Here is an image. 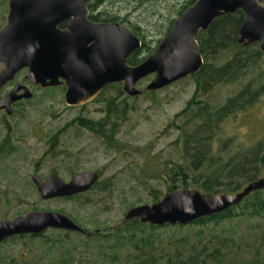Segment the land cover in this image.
Wrapping results in <instances>:
<instances>
[{"label":"rangeland","instance_id":"374dc122","mask_svg":"<svg viewBox=\"0 0 264 264\" xmlns=\"http://www.w3.org/2000/svg\"><path fill=\"white\" fill-rule=\"evenodd\" d=\"M183 2L153 0L139 4L136 0H120L122 10L118 13L129 15L133 22L139 21L137 24L142 29L140 34L146 42L142 55H148L150 49L153 51L168 34ZM7 14V0H0V27L5 23ZM255 45L259 46L258 43ZM259 61L237 81L220 82L205 94H199L198 98L206 99L215 106L221 105L241 88L243 82L256 77L264 69V59ZM153 77L150 75L138 83L137 86L143 90L140 95L129 96L124 90L120 93L117 86L106 87L84 107L68 106L63 90L52 89L48 95L39 94L34 103L28 104L29 109L25 114L9 118L15 125L12 133L0 125V144L11 134L15 146L10 154H0V221L30 210L63 212L92 233V236L70 234V241L79 236L88 242L85 249L81 250L82 264H120L122 258L115 263L109 256L113 250L107 242H104L103 247L102 241H107L106 234L114 233L117 227L125 225L124 216L130 208L157 202L156 199L163 198L175 183L177 189H184V177L177 174L178 165L185 164L180 148L183 132L177 126L182 119L175 117L196 92V81L188 76L160 90H146V85ZM122 101L130 109L120 115L123 121L118 135V147L107 145L102 137L79 126L61 130L67 122L76 121L78 116L96 120L109 116L113 121L116 115L112 109L115 103H119V110L122 111ZM173 121L175 124H172ZM57 131L61 132L60 144L55 151L49 152V139ZM259 142L264 143V97L247 110L224 119L216 130L213 147L215 152L222 150V153L217 154L227 156V153L250 149ZM53 169L65 179H69L72 169L97 170L102 175L99 185L87 193L45 200L32 182V175L39 174L45 178ZM209 171L210 168L190 170L189 188H196L195 176L205 175ZM248 183H244L241 189ZM222 226L236 229L240 236L241 244L232 256L234 264H264V217L240 219L234 225L226 222L215 228L222 229ZM196 227L174 224L157 231L162 235V243H166L194 232ZM63 231L49 229L46 236H62ZM98 234L101 235L99 240L103 238L102 243L94 240L93 235ZM256 234L258 236L254 239L247 237ZM47 237L17 239L15 244L7 240L1 250L19 253L30 251L35 254L40 243ZM32 240L26 245V242ZM258 250L261 252L260 257H257ZM35 257L38 255H32V258Z\"/></svg>","mask_w":264,"mask_h":264},{"label":"water","instance_id":"95a60500","mask_svg":"<svg viewBox=\"0 0 264 264\" xmlns=\"http://www.w3.org/2000/svg\"><path fill=\"white\" fill-rule=\"evenodd\" d=\"M92 0H8V14L0 27V89L22 69L43 86H67L66 102L80 105L94 99L111 83L122 82L130 96L142 94L137 84L154 75L146 90L155 91L197 73L204 65L198 36L220 16L245 12L238 44L258 43L264 53V0H196L177 18L155 50L136 65L128 58L143 46L140 37L119 22H95L89 18ZM70 20L66 29L59 24ZM63 78V80H61ZM16 99L8 93L0 108ZM11 111L10 109H8ZM99 173H75L66 182L56 173L46 180L33 176L45 200L72 196L90 190ZM264 189V175L236 192L208 193L177 189L159 201L130 208L125 220L138 218L154 225L189 224L240 204L252 192ZM49 228L83 231L67 214L56 210H30L0 221V244L16 235L40 234Z\"/></svg>","mask_w":264,"mask_h":264},{"label":"trees","instance_id":"16d2710c","mask_svg":"<svg viewBox=\"0 0 264 264\" xmlns=\"http://www.w3.org/2000/svg\"><path fill=\"white\" fill-rule=\"evenodd\" d=\"M244 19L245 12L238 9L235 13L218 17L198 36L200 51L205 62L197 73L191 75L196 81V92L187 106L175 117L182 119L177 126L183 132L180 148L185 164L178 165L177 174L184 177L182 183L184 189L191 187L190 170L210 168L205 175L194 177L196 186L194 189L208 193L236 192L244 183L256 180L264 173V143L259 142L250 149L238 150L234 154L227 153V156L217 154L222 153V150L215 152L213 147L216 130L224 119L236 112L247 110L264 97V69L256 77L243 82L241 88L221 105L215 106L206 99L198 98L199 94H205L220 82L237 81L245 76L256 62L259 63V59H264V53L259 46L238 44L236 35ZM145 47L146 43L129 57L128 62L132 65L139 64L155 50L150 49L148 55H142ZM113 86H117L120 93L123 92L121 84L115 83ZM123 105H125L122 109L124 112L130 109L126 103ZM112 113L117 118L121 115L117 110ZM172 124L175 122L173 121ZM227 145L228 143L225 147ZM225 149L227 150L228 147ZM2 153L10 154L0 149V154ZM177 188L178 185L176 186L175 183L169 192ZM158 200L160 199L157 198L156 201ZM254 217H264V189L252 192L240 204L223 212L201 217L189 223L188 227L194 225L198 227L192 233L188 232L177 237L175 241L162 243L163 240L160 239L162 235L157 231L161 227L174 226V224L154 225L143 223L138 218L127 220L125 225L117 227L114 233L106 234L107 241H102L103 238L99 240L100 234L93 236L98 243L103 242V247H105L104 242L109 244L113 250L109 256L115 263L122 258L120 264H234L232 256L234 250H237L241 244L240 236L236 229L229 227V230L225 226L217 229L215 226L224 225L226 222L234 225L240 219L249 220ZM178 225L186 226V224ZM63 232L64 235L55 237H47L43 233L10 237L8 240L13 244L17 239L22 238L34 240L38 236H45L47 239L40 243L41 246L35 254H31L30 251L6 252L1 250V245L0 264H82L81 250L85 249L88 242L79 236L70 241V234L92 236V233L66 230ZM257 236L256 234L247 237L254 239ZM33 240L26 242V245ZM32 255L38 257L32 258ZM260 255L261 252L258 250L257 257Z\"/></svg>","mask_w":264,"mask_h":264},{"label":"flooded vegetation","instance_id":"af4514ba","mask_svg":"<svg viewBox=\"0 0 264 264\" xmlns=\"http://www.w3.org/2000/svg\"><path fill=\"white\" fill-rule=\"evenodd\" d=\"M150 1H153V0H136V2L139 4H141L143 2H150ZM119 2H120V0H116V2H115V0H92V1H90L89 3H87V7L89 10V18L95 22H119V23L125 24L135 33L136 36L141 38L143 44L146 43L144 41L142 34H140V33H142V29L140 27V24H137V23H139V21L133 22L130 19L129 15L122 16L118 13L122 10V6H121V4H119ZM193 2H194V0H184L183 5H181V9L178 11V16L176 18H174L172 21V26H171L170 30L172 29L175 20L183 14V12L186 10V8L188 6L194 4L196 1L194 3ZM7 5H8V0H7ZM135 6H133V7H135ZM8 10H9V8H8ZM69 21L70 20L62 22L61 24H59V27L61 29H66ZM170 30H169V32H170ZM27 70H28V68H24V69L20 70L15 75V77L13 79L7 81L2 86V88L0 89V101L8 93L15 91L16 99H14L12 101L10 106L0 108V125L4 126L6 128V130L10 131L11 133H12V130L14 129L15 125L10 121L9 118L14 116V115L25 114L29 109V106H27V105L34 103V100L37 98V96L39 94L48 95L52 89H62L64 92V99L66 102L65 95H66V91H67V86H66L63 78H61V80H63V82L59 85L43 86L41 83H36V82H33L32 80H30L27 77ZM142 80H140V81H142ZM117 83L121 84V86L123 88L122 82H117ZM113 84H115V83H111V84L106 85L102 89V91L106 87L113 86ZM102 91L95 98H97L102 93ZM94 99H92V100H94ZM92 100H90L89 102H91ZM124 101H122V102L125 103ZM87 103L88 102H86L84 104H80V105H70L66 102V104L70 107H80V106L84 107L85 104H87ZM115 104H117V105L116 106L114 105L115 108L112 109V111L117 110V111H119V113H121V115L125 114L129 110V109H127L126 112H124V110L120 111L119 110V103H115ZM124 106L125 105H123V107ZM108 108H111V107H108ZM8 109H10L11 111H9ZM75 120L76 121L67 122L61 130H66V129L71 128L73 126H79L80 128H83L85 130L90 131L91 134H93V135H97V136L102 137V139L105 141V143L107 145H109L111 147H114V146L118 147L119 146L118 135L120 132L122 121H123V118L120 115L118 116V118L116 116V118H114L113 121H112V119H109V116L105 117V118L98 119V120L90 118V117H81V116L79 117L78 116V117H76ZM88 120H90V122H92V123H90V122L88 123ZM60 134H61V132L57 131L53 135H51V137L49 139V142H50L49 152L55 151L56 146H58L60 144ZM3 147H4V149H3ZM0 149H2L5 152H10V153L13 152V150L15 149V146L13 145V138H12L11 134H9L8 136L5 137V139H3V141L0 144ZM84 171H95V172L99 173L98 181L95 184H93V186L90 188V190H92L93 188H95L100 183V178L102 175L101 171L72 169L70 171L69 179H65L61 176V174L56 169H53L48 173V175L45 178L41 177L39 174H33L32 175V182L35 184V182L33 181L34 175H39L43 180H46L51 173H56L57 175L62 177L66 182H69L75 173L84 172ZM35 186L37 187L36 184H35ZM37 190H38V187H37ZM90 190H87L85 192L78 193V194H75L72 196H63V197H68V198L75 197V196L81 195L83 193H87ZM56 198H58V197H56ZM124 221L126 222L127 220L124 219ZM78 224L81 225L80 223H78ZM49 229H55V228H49ZM49 229H47V230H49ZM58 230H66V229H58ZM96 230L95 231L98 232V229H96ZM46 231H44L42 233L45 235ZM66 231H72V230H66ZM73 232H81V233H86V234L90 233L89 231L85 230V228L83 231H73ZM33 235H36V234H33ZM8 239L4 240L0 244V246L3 245L4 243H6V241Z\"/></svg>","mask_w":264,"mask_h":264}]
</instances>
